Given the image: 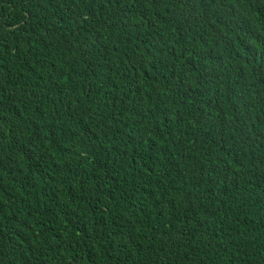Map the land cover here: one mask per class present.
Instances as JSON below:
<instances>
[{
  "label": "trees",
  "instance_id": "obj_1",
  "mask_svg": "<svg viewBox=\"0 0 264 264\" xmlns=\"http://www.w3.org/2000/svg\"><path fill=\"white\" fill-rule=\"evenodd\" d=\"M0 264H264V0H0Z\"/></svg>",
  "mask_w": 264,
  "mask_h": 264
}]
</instances>
